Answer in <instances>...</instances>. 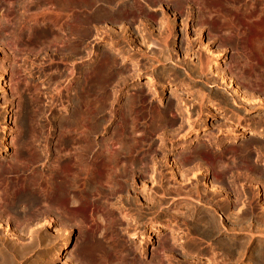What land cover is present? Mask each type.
<instances>
[{"label": "rangeland", "instance_id": "obj_1", "mask_svg": "<svg viewBox=\"0 0 264 264\" xmlns=\"http://www.w3.org/2000/svg\"><path fill=\"white\" fill-rule=\"evenodd\" d=\"M46 1L0 0V263L264 264V0Z\"/></svg>", "mask_w": 264, "mask_h": 264}, {"label": "bare ground", "instance_id": "obj_2", "mask_svg": "<svg viewBox=\"0 0 264 264\" xmlns=\"http://www.w3.org/2000/svg\"><path fill=\"white\" fill-rule=\"evenodd\" d=\"M48 1V0H47ZM46 1V2H47ZM27 2V1H26ZM50 2V1H49ZM245 3V2H244ZM25 4V3H24ZM34 4V3H33ZM62 4V3H61ZM69 4V3H68ZM131 4V3H130ZM47 5V4H46ZM60 5V4H59ZM58 5V6H59ZM110 5V4H109ZM28 6V5H27ZM87 6V5H86ZM93 6V5H92ZM111 6V5H110ZM25 7V6H24ZM64 7V6H63ZM84 7V6H83ZM263 7H264V5H263ZM12 8V7H11ZM16 8V7H15ZM28 8V7H27ZM78 8V7H77ZM76 8V9H77ZM85 8V7H84ZM90 8V7H89ZM108 8V7H107ZM262 8V7H261ZM22 9V8H21ZM26 9V8H25ZM60 9H61V7H60ZM112 9V8H111ZM23 10V9H22ZM62 10V9H61ZM91 10V9H90ZM25 11V10H24ZM30 11V10H29ZM65 11V10H64ZM63 11V12H64ZM236 11V10H235ZM26 12V11H25ZM60 12V11H59ZM246 12V11H245ZM260 12V11H259ZM27 13V12H26ZM62 13V12H61ZM65 13H66V11H65ZM102 13V12H101ZM262 13V12H261ZM30 14V13H29ZM57 14V13H56ZM107 14V13H106ZM36 15V14H35ZM35 15H31V16H35ZM241 15V14H240ZM260 15V14H259ZM264 15V14H263ZM26 16V15H25ZM257 16V15H256ZM15 17H18V16H15ZM19 17H21V16H19ZM30 17V16H29ZM43 17V16H42ZM70 17V16H69ZM68 17V18H69ZM163 17V16H162ZM227 17V16H226ZM250 17V16H249ZM261 17V16H260ZM64 18V17H63ZM73 18V17H72ZM245 18H247V17H245ZM54 19V18H53ZM202 19V18H201ZM260 19V18H259ZM20 20V19H19ZM26 20V19H25ZM30 20V19H29ZM32 20V19H31ZM43 20V19H42ZM73 20V19H72ZM72 20H71V22H72ZM83 20V19H82ZM257 20V19H256ZM22 21V20H21ZM35 21V20H34ZM33 21V22H34ZM62 21V20H61ZM89 21V20H88ZM228 21V20H227ZM19 22V21H18ZM23 22V21H22ZM21 22V23H22ZM36 22V21H35ZM40 22V21H39ZM67 22V21H66ZM124 22V21H123ZM222 22V21H221ZM250 22H251V20H250ZM24 23V22H23ZM23 23H22V25H23ZM43 23V22H42ZM48 23V22H47ZM70 23V22H69ZM172 23V22H171ZM37 24V23H36ZM40 24V23H39ZM73 24V23H72ZM84 24H86V23H84ZM13 25V24H12ZM26 25V24H25ZM80 25V24H79ZM34 26V25H33ZM40 26V25H39ZM70 26V25H69ZM69 26H68V28H69ZM167 26V25H166ZM238 26V25H237ZM264 26V25H263ZM62 27V26H61ZM75 27V26H74ZM231 27V26H230ZM255 27H257V29H258V25L257 26H255ZM261 27V26H260ZM5 28V27H4ZM21 28V27H20ZM76 28V27H75ZM81 28V27H80ZM263 29H264V27H262ZM3 29V28H2ZM19 29V28H18ZM60 29V28H59ZM128 29V28H127ZM233 29V28H232ZM261 29V28H260ZM259 29V30H260ZM9 30V29H8ZM25 30V29H24ZM70 30V29H69ZM75 30V29H74ZM78 30V29H77ZM235 30V29H234ZM244 30V29H243ZM11 31V30H10ZM16 31V30H15ZM61 31V30H60ZM65 31V30H64ZM67 31V30H66ZM17 32V31H16ZM19 32V31H18ZM20 32H21V29H20ZM63 32V31H62ZM69 32V31H68ZM6 33V32H5ZM10 33H12V32H10ZM31 33V32H30ZM29 33V34H30ZM47 33V28L46 27H44V28H42L40 31H39V33H36V36H40V35H43V34H46ZM182 33V32H181ZM228 33V32H227ZM54 34H55V32H54ZM52 34L53 36H56L57 34ZM64 34V33H63ZM73 34V33H72ZM233 34V33H232ZM235 34V33H234ZM258 34V33H257ZM260 34V33H259ZM13 35V34H12ZM15 35V34H14ZM13 35V36H14ZM212 35V34H211ZM214 35H216V34H214ZM60 36V35H59ZM76 36V35H75ZM183 36V35H182ZM257 36V35H256ZM52 37V36H51ZM263 37V36H262ZM8 38V37H7ZM55 38V37H54ZM54 38H50V39H54ZM57 38V37H56ZM72 38H73V36H72ZM258 38V37H257ZM6 39V38H5ZM42 39V38H41ZM44 40H45V37L43 38ZM62 39V38H61ZM11 40H14V39H11ZM58 40V39H57ZM254 40V39H253ZM259 40H260V38H259ZM263 40H264V37H263ZM5 41V40H4ZM40 41H42V40H40ZM62 41V40H61ZM9 42H10V40H9ZM43 42V41H42ZM56 42V41H55ZM85 42V41H84ZM238 42V41H237ZM257 43V42H256ZM259 43H261L262 45H263V43H262V40L259 42ZM257 44V47L259 46V48L257 49V47H256V50H261L260 48V46H261V44ZM20 44V43H19ZM86 44V43H85ZM165 44V43H164ZM237 44V43H236ZM240 44V43H239ZM6 45V44H5ZM43 45V44H42ZM252 45H254V43H252ZM187 46V45H186ZM6 47V46H5ZM69 47V46H68ZM71 47V46H70ZM73 47V46H72ZM114 47V46H113ZM263 47H264V45H263ZM262 47V48H263ZM242 48V47H241ZM67 49V48H66ZM206 50V49H205ZM239 50V49H238ZM243 50V49H242ZM255 50V49H254ZM219 51V50H218ZM240 51V50H239ZM239 51H237V53L239 52ZM262 51V50H261ZM207 52L209 53V54H211L212 55V57H213V62L214 63H216L217 62V59H218V56L220 55V53H217V51L214 53L213 51L212 52H210L208 49H207ZM220 52V51H219ZM241 52V51H240ZM243 52V51H242ZM241 52V53H242ZM245 52V51H244ZM243 52V53H244ZM247 52V51H246ZM164 53V52H163ZM245 54V53H244ZM15 55V54H14ZM165 55V54H164ZM208 55V54H207ZM236 55V54H235ZM240 55V54H239ZM246 55V54H245ZM250 55V54H249ZM248 55V56H249ZM257 55V54H256ZM205 56V55H204ZM237 56V55H236ZM200 57V56H199ZM208 59H209V57L208 56H206ZM243 57V56H242ZM245 57V56H244ZM260 57V56H259ZM262 57H264V55L262 56ZM168 58H170V56H168ZM207 58H205L206 60H207V62H208V59ZM246 58L249 60V57H247L246 56ZM137 59V58H136ZM171 59V58H170ZM203 59V58H202ZM237 59H239V58H236V61H237ZM245 59V58H244ZM247 59H245V61H247ZM264 59V58H263ZM140 60V59H139ZM182 60V59H181ZM206 60L204 61L205 63H203V65H202V63H201V65L202 66H204V65H206L207 63H206ZM234 60H235V58H234ZM240 60V59H239ZM134 61V60H133ZM141 61V60H140ZM235 61V62H236ZM249 61H251V60H249ZM248 61V62H249ZM179 62V61H178ZM184 62V61H183ZM234 62V65H236V63L238 64V62H240V61H238V62H236L235 63ZM244 62V61H243ZM243 62H242V64H243ZM248 62L246 63H244V65L245 64H247V66H248ZM254 63H255V61H253ZM136 63V62H135ZM134 63V64H135ZM139 63V62H138ZM133 64V65H134ZM140 64V63H139ZM233 64V63H232ZM250 64V63H249ZM175 65V64H174ZM187 65V64H186ZM225 65V64H224ZM240 65V64H239ZM131 66V65H130ZM217 66V65H216ZM229 65L227 64V66H226V69L224 68V70L222 69V67H221V70L218 68H216L217 70H219V71H216V72H214V74H212V76L213 77H219L221 80V83H223L224 81L226 82V84H228V86L229 85H232L231 83H234V78H232V77H230L229 75H228V77H226V72H225V70H228V69H230L229 67H228ZM251 66H252V64H251ZM250 66V67H251ZM136 67V66H135ZM198 67H200V66H198ZM206 67V66H205ZM204 67V68H205ZM224 67V66H223ZM240 67V66H239ZM245 67V66H244ZM244 67H242V69L244 68ZM191 68V67H190ZM203 67H201V69H202ZM233 68V67H232ZM237 68H238V65H237ZM236 68V69H237ZM196 69H198V68H196ZM205 69H207V68H205ZM205 69H203V70H205ZM242 69H241V71H242ZM252 69V68H251ZM162 70V69H161ZM199 70V69H198ZM208 70V69H207ZM207 70H206V74H205V72H203L202 70V72L205 74V76L207 75ZM210 70V69H209ZM231 70V69H230ZM254 70V69H253ZM252 70V72H254ZM260 70H262V69H260ZM140 71V70H139ZM160 71V70H159ZM211 71H213V70H211ZM229 71V70H228ZM232 71V70H231ZM229 72V73H232V72ZM249 71H251V70H249ZM202 72H200V74L202 73ZM210 72V71H209ZM234 72H239V69L237 70V71H235L234 70ZM243 72V71H242ZM241 72V73H242ZM261 72V71H260ZM212 73V72H211ZM210 73V74H211ZM240 73V72H239ZM256 72H254V74H255ZM258 73V72H257ZM132 74V73H131ZM243 74V73H242ZM242 74H237V76H239V75H242ZM88 75V74H87ZM209 75V74H208ZM232 75V74H231ZM247 75V74H246ZM249 75V74H248ZM256 75V74H255ZM166 76V75H165ZM202 76H203V74H202ZM233 76V75H232ZM237 76H235V79L237 78ZM213 77H211L212 79H213ZM234 77V76H233ZM242 76H240L239 78H241ZM251 77V76H250ZM249 77V78H250ZM200 78H201V76H200ZM206 78H208V77H206ZM227 78L229 79V80H227ZM253 78V77H252ZM209 79H210V77H209ZM217 79V78H216ZM232 81H231V80ZM238 79V78H237ZM246 79V78H245ZM256 79V78H255ZM85 80V79H84ZM204 80V79H203ZM211 80V79H210ZM239 80V79H238ZM238 80H237V82H238ZM258 80V79H257ZM157 81V80H156ZM241 81H242V79H241ZM240 81V82H241ZM244 81V80H243ZM246 81V80H245ZM245 81H244V83H245ZM247 81H249V80H247ZM259 81V80H258ZM208 82V81H207ZM210 82V81H209ZM215 82V81H214ZM236 82V81H235ZM240 82L238 83V84H240ZM250 82V81H249ZM246 83H248V82H246ZM149 86H156V84H155V82H154V79L153 78H149L148 79V83H147ZM188 84V83H187ZM237 84V83H236ZM249 85L251 84V82L250 83H248ZM83 85V84H82ZM202 85V84H201ZM235 85V84H234ZM241 85H242V83H241ZM252 85V84H251ZM81 86V85H80ZM148 86V87H149ZM184 86V85H183ZM193 86H195V85H193ZM224 86H227V85H225L224 84ZM232 87V86H231ZM230 87V88H231ZM236 87V86H235ZM238 88H237V90L235 91V92H239V87L240 86H237ZM250 87V86H249ZM252 88H254L255 89V87H253V86H251ZM259 87V86H258ZM81 88V87H80ZM155 88V87H154ZM191 88V87H190ZM243 88V87H242ZM241 88V90L243 91L244 89H242ZM203 89V88H202ZM200 90V89H199ZM204 90V89H203ZM203 90H201L200 92H202ZM230 90V89H229ZM231 90H232V88H231ZM252 90V89H251ZM260 90V89H259ZM174 91V90H173ZM241 91V92H242ZM255 91V90H254ZM205 92H207V91H205ZM233 92H234V90H233ZM246 92V91H245ZM88 93H89V91H88V89H87V87L85 88V96H87L88 95ZM173 93V92H172ZM195 93V92H194ZM224 93V92H223ZM243 93H244V91H243ZM252 93L253 92H251L250 91V93H248L250 96L252 95ZM84 94V93H83ZM200 94V93H199ZM198 94V95H199ZM237 94V93H236ZM255 94V93H254ZM203 95V94H202ZM232 95V94H231ZM239 95V94H238ZM68 96V95H67ZM200 96V95H199ZM204 96V95H203ZM205 96H206V94H205ZM213 96V95H212ZM228 96V95H227ZM244 96H248L247 94L245 95L244 94ZM256 96V95H255ZM173 97H175L174 95H173ZM197 97V96H196ZM229 97V96H228ZM232 97H234V96H232ZM231 97V98H232ZM242 97V96H241ZM252 97H254V96H252ZM252 97L250 98V101H251V99H252ZM22 98V97H21ZM91 98V97H90ZM201 98H202V96H201ZM207 98V97H206ZM221 98V97H220ZM246 98V97H245ZM244 98V99H245ZM199 99V98H198ZM84 100V99H83ZM88 100V99H87ZM131 100V99H130ZM203 100V99H202ZM205 100V99H204ZM217 100H219V99H217ZM217 100H216V102H217ZM232 100H234L233 98H232ZM236 100V99H235ZM235 100L233 101V102H235ZM241 100V99H240ZM247 100V99H246ZM245 100V101H246ZM71 101V100H70ZM81 101V100H80ZM226 101V100H225ZM243 101V100H242ZM252 101H253V99H252ZM73 102V101H72ZM78 102V101H77ZM84 102H89V101H84ZM91 102V101H90ZM89 102V103H90ZM177 102H178V99H177ZM177 102H174V100L173 101H170V106H176L177 105ZM198 102V101H197ZM199 102H200V100H199ZM213 102V101H212ZM228 102V101H227ZM241 102V101H240ZM248 101H246V103H247ZM253 102H255V101H253ZM76 103V102H75ZM132 103V102H131ZM135 103V102H134ZM203 103V102H202ZM215 103V102H214ZM236 103V102H235ZM239 103V102H238ZM249 103V102H248ZM251 103V102H250ZM256 103H257V101H256ZM255 103V104H256ZM260 103V102H259ZM93 104H95V103H93ZM218 104V103H217ZM220 104V103H219ZM237 104V103H236ZM73 105V104H72ZM82 105H84V103L82 104ZM90 105V104H89ZM179 105V104H178ZM225 105V104H224ZM227 105V104H226ZM85 106V105H84ZM87 107H88V104L86 105ZM91 106V105H90ZM130 106V105H129ZM259 106V105H258ZM198 107V106H197ZM226 107H228V106H226ZM234 107V106H233ZM246 107V106H245ZM252 107V106H251ZM175 109H176V107H174ZM199 108V107H198ZM223 108V107H222ZM229 108V107H228ZM230 108H232V107H230ZM250 108V107H249ZM248 108V109H249ZM179 109V108H178ZM33 111V110H32ZM82 111H83V109H82ZM89 111V110H88ZM200 111V110H199ZM69 112V111H68ZM98 112V111H97ZM233 112V111H232ZM81 113V112H80ZM85 113V112H84ZM87 113V112H86ZM89 113V112H88ZM88 113H87V115H88ZM196 113H198V112H196ZM235 113H236V110H235ZM99 114V113H98ZM184 114H186V112L184 113ZM233 114V113H232ZM257 114V113H256ZM82 114H80V116H81ZM87 115H85V116H87ZM231 115V114H230ZM240 115V114H239ZM239 115H238V117H239ZM69 116V115H68ZM189 116H190V114L188 113V111H187V116H184V117H188L189 118ZM257 116V115H256ZM191 117V116H190ZM195 117V116H194ZM243 117H244V115H243ZM85 118H88V117H85ZM85 118H83V119H85ZM139 118V117H138ZM162 118V117H161ZM188 118H187V120H188ZM232 118V117H231ZM235 118H237V117H235ZM241 118V117H240ZM65 119V118H64ZM71 119H74V118H71ZM91 119V118H90ZM190 119V118H189ZM192 119V118H191ZM79 121V120H78ZM87 121V120H86ZM190 121V120H189ZM264 121V120H263ZM73 122V121H72ZM81 122V121H80ZM161 122V121H160ZM195 122H196V120H195ZM253 122V121H252ZM69 123H70V121H69ZM90 123V122H89ZM159 123V122H158ZM163 123V122H162ZM191 123V122H190ZM82 124V123H81ZM86 124V123H85ZM222 124V123H221ZM215 125V124H214ZM87 126V125H86ZM81 127V126H80ZM68 128V127H67ZM66 128V129H67ZM72 128V127H71ZM177 128V127H176ZM220 128V127H219ZM227 128V127H226ZM80 129V128H79ZM82 129H83V127H82ZM85 129V128H84ZM96 129V128H95ZM22 130V129H21ZM17 131V130H16ZM67 131V130H66ZM81 131V130H80ZM195 131H197V130H195ZM255 131V130H254ZM20 132V131H19ZM31 133V132H30ZM64 133V132H63ZM80 133V132H79ZM245 133V132H244ZM254 133V132H253ZM261 133V132H260ZM88 134V133H87ZM64 135V134H63ZM248 135H250V134H248ZM79 136H80V134H79ZM78 136V137H79ZM17 137V136H16ZM30 137V136H29ZM82 137V136H81ZM175 137V136H174ZM73 138V137H72ZM86 138V137H85ZM28 139V138H27ZM74 139V138H73ZM87 139V138H86ZM170 139V138H169ZM71 142V141H70ZM20 143V142H19ZM216 143V142H215ZM214 143V144H215ZM17 144V143H16ZM24 145V144H23ZM46 145V144H45ZM72 145V144H71ZM26 146V145H25ZM87 146V145H86ZM108 146V145H107ZM83 147V146H82ZM119 147V146H118ZM77 148V147H76ZM108 148V147H107ZM131 148V147H130ZM120 149V148H119ZM127 149V148H126ZM106 151H107V149H105ZM128 150V149H127ZM108 151H109V149H108ZM120 151V150H119ZM244 151V150H243ZM72 152V151H71ZM130 153V152H129ZM109 154V153H108ZM112 154V153H111ZM245 154V153H244ZM114 155V154H113ZM131 155V154H130ZM180 156V155H179ZM261 156V155H260ZM76 157H77V155H76ZM81 157V156H80ZM163 157V156H162ZM117 158V157H116ZM133 158V157H132ZM74 159H75V157H74ZM107 159V158H106ZM183 159V158H182ZM234 159V158H233ZM78 160V159H77ZM81 160V159H80ZM109 160H111V159H109ZM137 160V159H136ZM127 161V160H126ZM132 161V160H131ZM197 161V160H196ZM176 162V161H175ZM89 163V162H88ZM122 163H124V162H122ZM128 163V162H127ZM220 163V162H219ZM190 164V163H189ZM110 165V164H109ZM113 165V164H112ZM122 165V164H121ZM186 165V164H185ZM194 165H195V163H194ZM220 165H221V163H220ZM225 165V164H224ZM223 165V166H224ZM132 166H134V165H132ZM189 166V165H188ZM197 166V165H196ZM199 166V165H198ZM222 166V165H221ZM227 166V165H226ZM11 167V166H10ZM86 167V166H85ZM90 167V166H89ZM181 167V166H180ZM184 167V166H183ZM200 167V166H199ZM212 167V166H211ZM245 167H246V165H245ZM107 168V167H106ZM138 168V167H137ZM140 168V167H139ZM182 168V167H181ZM83 169V168H82ZM184 169V168H183ZM187 169V168H186ZM199 169V168H198ZM88 170V169H87ZM138 170V169H137ZM145 170V169H144ZM178 170V169H177ZM182 170V169H181ZM58 171V170H57ZM85 172V171H84ZM87 172V171H86ZM113 172V171H112ZM124 172V171H123ZM129 172V171H128ZM180 172V171H179ZM189 172H191V171H189ZM77 173V172H76ZM111 173V172H110ZM109 173V174H110ZM122 173V172H121ZM143 173V172H142ZM175 173V172H174ZM124 174H125V172H124ZM185 174V173H184ZM90 175V174H89ZM105 175V174H104ZM117 175V174H116ZM196 175V174H195ZM88 176V175H87ZM91 176V175H90ZM129 177V176H128ZM196 177V176H195ZM237 177V176H236ZM184 178V177H183ZM186 178V177H185ZM193 178V177H192ZM69 179V178H68ZM108 179V178H107ZM253 179V178H252ZM210 182H212V181H210ZM214 183V182H213ZM74 184V183H73ZM174 184V183H173ZM216 184V183H215ZM256 184V183H255ZM78 185V184H77ZM123 185V184H122ZM199 185V184H198ZM213 186H214V184H212ZM260 185H261V183H260ZM93 186H95V185H93ZM213 186H212V188H213ZM220 186V185H219ZM218 186V187H219ZM253 186V185H252ZM113 187V186H112ZM176 188H177V186H175ZM210 187H211V185H210ZM217 187V186H216ZM250 187H251V185H250ZM255 187V186H254ZM115 188V187H114ZM158 188V187H157ZM174 188V187H173ZM198 188V187H197ZM209 189V188H208ZM215 189V188H214ZM219 189V188H218ZM234 189V188H233ZM30 190V192H28V189H25V190H21L20 192H19V194L16 196V198H15V200L12 202V209L13 210H15L16 212H23V210L24 209H26V207H32V206H35L36 204H39L41 201H44L45 202V200H43V198H45V197H43L42 195H39V194H30L31 193V189H29ZM97 190V189H96ZM174 190H175V188H174ZM201 190V189H200ZM200 190H199V192H200ZM211 190V189H210ZM178 191V190H177ZM212 191V190H211ZM216 191V190H215ZM236 191V190H235ZM243 191V190H242ZM10 192V191H9ZM194 192V191H193ZM217 192V191H216ZM220 192V191H219ZM237 192V191H236ZM170 193V192H169ZM168 193V194H169ZM176 193V192H175ZM197 193V192H196ZM186 194V193H185ZM188 194V193H187ZM190 194V193H189ZM199 194V193H198ZM8 195V194H7ZM45 195V194H44ZM175 195V194H174ZM173 195V196H174ZM181 195V194H180ZM202 195V194H201ZM213 195H215L214 193H213ZM225 195V194H224ZM248 195V194H247ZM257 195V194H256ZM71 196V195H70ZM75 196V195H74ZM229 196V195H228ZM241 196V195H240ZM177 197V196H176ZM180 197V196H179ZM181 197H182V195H181ZM191 197V196H190ZM237 197V196H236ZM187 198H189L188 196H187ZM204 198V197H203ZM173 199H175L174 197H173ZM182 199V198H181ZM186 199V198H185ZM190 199V198H189ZM240 199V198H239ZM151 200V199H150ZM191 200V199H190ZM202 200V199H201ZM76 201V200H75ZM146 201V200H145ZM193 201H194V198H193ZM197 201H198V199H197ZM242 201H244V200H242ZM43 202V205H45L46 203H44ZM77 202H79V201H77ZM42 203V202H41ZM73 203V202H72ZM184 203V202H183ZM182 203V204H183ZM189 203H191V202H189ZM198 203V202H197ZM204 203V202H203ZM237 203V202H236ZM246 203V202H245ZM244 203V204H245ZM182 204H180V205H182ZM206 204V203H205ZM249 204H250V202H249ZM179 205V204H178ZM230 205V204H229ZM190 206V205H189ZM36 207V206H35ZM34 207V208H35ZM37 207H38V205H37ZM182 207V206H181ZM185 207V206H184ZM209 207V206H208ZM250 207H251V205H250ZM129 209V208H128ZM205 209V208H204ZM244 209V208H243ZM33 210V209H32ZM37 210V209H36ZM178 210H180V209H178ZM192 210V209H191ZM194 211V210H193ZM177 212V211H176ZM188 212V211H187ZM189 212H190V210H189ZM252 212V211H251ZM182 213V212H181ZM184 213V212H183ZM190 214V213H189ZM192 214V213H191ZM202 214H204V213H202ZM220 214V213H219ZM230 214V213H229ZM5 215V214H4ZM64 215V214H63ZM177 215V214H176ZM179 215V214H178ZM185 215H186V213H185ZM264 215V214H263ZM173 216V215H172ZM189 216V215H188ZM197 216H199V215H197ZM228 216V215H227ZM235 216V215H234ZM65 217V216H64ZM130 217V216H129ZM184 217V216H183ZM196 217V216H195ZM195 217H192V218H195ZM231 217V216H230ZM65 219V218H64ZM173 219H175V218H173ZM209 219V218H208ZM247 219V218H246ZM183 220V219H182ZM205 220V219H204ZM178 221V220H177ZM193 221H194V219H193ZM221 221V220H220ZM242 221V220H241ZM258 222V221H257ZM244 223V222H243ZM203 224H204V222H203ZM206 224V223H205ZM204 224V225H205ZM211 224V223H210ZM249 224H250V221H249ZM251 224H252V222H251ZM263 224H264V222H263ZM8 225V224H7ZM213 225V224H212ZM241 225V224H240ZM249 226V225H248ZM178 227V226H177ZM189 227V226H188ZM240 227V226H239ZM258 227V226H257ZM259 227H261L260 225H259ZM264 227V226H263ZM262 227V228H263ZM5 228V227H4ZM10 228V227H9ZM135 228V227H134ZM250 228V227H249ZM216 229H217V227H216ZM239 229V228H238ZM11 230H12V228H11ZM186 230V229H185ZM214 230V229H213ZM245 230V229H244ZM258 230V229H257ZM259 230H261V229H259ZM232 231V230H231ZM264 232V231H263ZM218 233V232H217ZM237 233V232H236ZM259 233H261V231L259 232ZM228 234V233H227ZM14 235V234H13ZM103 235V234H102ZM172 235H173V233H172ZM251 235V234H250ZM261 235V234H260ZM180 236V235H179ZM198 236V235H197ZM262 236V235H261ZM102 237V236H101ZM178 237V236H177ZM14 238V237H13ZM196 238V237H195ZM263 238V237H262ZM53 239V238H52ZM191 239V238H190ZM200 239V238H199ZM203 239V238H202ZM240 239V238H239ZM14 240V239H13ZM93 240V239H92ZM192 240V239H191ZM245 240V239H244ZM106 241V240H105ZM239 241V240H238ZM196 242H198V241H196ZM230 242H231V239H230ZM241 242V241H240ZM248 242V241H247ZM15 243V242H14ZM21 243V242H20ZM65 244V243H64ZM107 244V243H106ZM106 244H101L100 242H96V243H91L90 245L89 244H87V245H85V250H86V252L88 253V254H90L91 255V257H93V259H94V262H95V264H104V263H106V262H104V260L103 259H101V255H104V256H106L105 254L106 253H109V252H111V248H110V246H106ZM11 245V244H10ZM174 245V244H173ZM186 245V244H185ZM189 245V244H188ZM216 245V244H215ZM242 245V244H241ZM261 245V244H260ZM70 246V245H69ZM5 247V246H4ZM116 248V247H115ZM5 249V248H4ZM16 249V248H15ZM19 249V248H18ZM17 249V250H18ZM212 249V248H211ZM221 249V248H220ZM236 249V248H235ZM5 250H7V249H5ZM8 251V250H7ZM22 251V250H21ZM196 251V250H195ZM263 251V250H262ZM4 252V251H3ZM114 252V251H113ZM241 252V251H240ZM12 253V252H11ZM15 253V252H14ZM17 253V252H16ZM42 253V252H41ZM214 253H216V252H214ZM256 253V252H255ZM1 254V257H2V253H0ZM6 254H7V252H6ZM18 254V253H17ZM115 254V253H114ZM220 254V253H219ZM222 254V253H221ZM252 254V253H251ZM9 255V254H8ZM26 255V254H25ZM210 255V254H209ZM73 256V255H72ZM103 256V257H104ZM225 256H227V255H225ZM239 256V255H238ZM0 257V258H1ZM5 258L6 257H8L7 255H5L4 256ZM4 257H2L1 259H5ZM237 257V256H236ZM16 257H15V255L12 253L11 254V257L9 258V261L7 262L8 264H18V263H15V262H17V260L15 259ZM138 258V257H137ZM22 259V258H21ZM71 259V258H70ZM82 259V258H81ZM183 259H185V258H183ZM16 260V261H15ZM133 260V259H132ZM217 260H219V259H217ZM236 260V259H235ZM240 260V259H239ZM77 261V260H76ZM106 261V260H105ZM226 261V260H225ZM252 261V260H251ZM0 262H2V261H0ZM112 262V261H111ZM116 262V261H115ZM3 263V262H2ZM5 263V262H4ZM6 263V264H7ZM1 264V263H0ZM38 264V263H37ZM120 264V263H119ZM228 264H229V262H228Z\"/></svg>", "mask_w": 264, "mask_h": 264}, {"label": "flooded vegetation", "instance_id": "obj_3", "mask_svg": "<svg viewBox=\"0 0 264 264\" xmlns=\"http://www.w3.org/2000/svg\"><path fill=\"white\" fill-rule=\"evenodd\" d=\"M228 65H229V64H228ZM229 66H230V65H229ZM229 66H228V67H229ZM225 69H226V68H225ZM228 95H231V93L228 92Z\"/></svg>", "mask_w": 264, "mask_h": 264}]
</instances>
